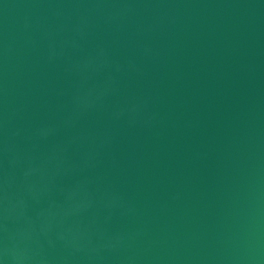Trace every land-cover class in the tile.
Masks as SVG:
<instances>
[{"label":"water","instance_id":"1","mask_svg":"<svg viewBox=\"0 0 264 264\" xmlns=\"http://www.w3.org/2000/svg\"><path fill=\"white\" fill-rule=\"evenodd\" d=\"M0 264H264V0H0Z\"/></svg>","mask_w":264,"mask_h":264}]
</instances>
